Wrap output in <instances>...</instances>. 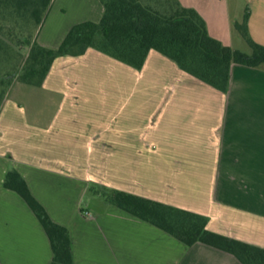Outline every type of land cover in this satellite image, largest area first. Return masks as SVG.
<instances>
[{
  "label": "crops",
  "instance_id": "1",
  "mask_svg": "<svg viewBox=\"0 0 264 264\" xmlns=\"http://www.w3.org/2000/svg\"><path fill=\"white\" fill-rule=\"evenodd\" d=\"M64 1H53L37 34L45 47L104 13L100 0H80L66 22ZM179 1L211 35L250 53L236 27L248 13L249 34L264 45V0ZM38 87L47 98L34 99L31 113L8 92L0 111V264L52 259L42 224L3 185L10 167L68 227L75 264H243L112 203L82 206L87 193L96 200L112 188L204 214L209 230L264 248V67L233 63L222 92L154 49L138 70L88 48L56 58Z\"/></svg>",
  "mask_w": 264,
  "mask_h": 264
},
{
  "label": "trees",
  "instance_id": "2",
  "mask_svg": "<svg viewBox=\"0 0 264 264\" xmlns=\"http://www.w3.org/2000/svg\"><path fill=\"white\" fill-rule=\"evenodd\" d=\"M100 1L104 13L99 21L83 20L73 24L57 48H48L37 41V34L53 0H0V60L11 64L18 57V45L28 48L21 70L16 75L13 72L0 77V111L7 94L5 87L12 82L10 76L41 86L56 58L79 56L88 48L138 70L154 49L172 59L182 70L222 92L228 90L233 63L264 67V45L249 34L248 13L236 27L251 47L250 53L211 35L198 10L184 6L179 0ZM33 27L35 33L31 30ZM3 185L17 192L42 224L52 249L49 264H75L68 227L51 217L15 167L7 170ZM105 196L112 204L188 246L201 242L233 254L243 264H264V248L209 230L208 217L204 214L115 188Z\"/></svg>",
  "mask_w": 264,
  "mask_h": 264
},
{
  "label": "rangeland",
  "instance_id": "3",
  "mask_svg": "<svg viewBox=\"0 0 264 264\" xmlns=\"http://www.w3.org/2000/svg\"><path fill=\"white\" fill-rule=\"evenodd\" d=\"M54 1V0H53ZM64 2H66L65 5V10L64 12H66L64 14V19L66 20V22H71L72 20H74L73 17H75V15L77 14V10H78V4L80 3V0L78 2V0H65ZM46 20V19H45ZM45 22V21H44ZM44 22L42 24V26H40V28L38 29V31H40L44 25ZM19 29V28H18ZM33 31V33H35V28L33 27L31 29ZM17 51L19 52V54L17 55L18 57L16 59L12 60L11 64H7L4 61L0 60V77L6 73H13L15 72L14 75H16L17 72H19L21 70V66L22 63L27 55L28 52V48L21 44L17 46ZM11 78V84L14 83V86H12L11 90L9 91V87H5L6 91L8 92V96L10 98L15 99L16 101L20 102V104H22V106H24V108L31 113L33 106L35 105L34 103V99L38 98L40 100V98L46 99V91L43 90L42 88L38 87V86H34V85H30V84H26L23 82H20L17 80V77H13L10 76ZM6 99V98H5ZM34 103V104H33ZM42 105V103H41ZM52 110L54 109V107L51 108ZM32 120V116H30V121ZM48 120V118L46 119ZM110 189H106V191L103 192V198H96V200H94V198H90L92 196H90L89 193H87L83 199V204L82 206L87 207L88 204L90 203L92 206H100L102 205V203L109 202L106 199L105 193H107ZM111 203V202H109ZM89 211H94V209H88Z\"/></svg>",
  "mask_w": 264,
  "mask_h": 264
}]
</instances>
